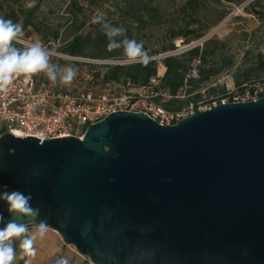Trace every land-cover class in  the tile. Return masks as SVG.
I'll list each match as a JSON object with an SVG mask.
<instances>
[{"label":"water","instance_id":"water-1","mask_svg":"<svg viewBox=\"0 0 264 264\" xmlns=\"http://www.w3.org/2000/svg\"><path fill=\"white\" fill-rule=\"evenodd\" d=\"M5 190L30 193L49 229L92 264V243L113 233L114 246L123 245L120 228L156 244V264H264V97L169 125L116 110L81 138L4 132ZM0 213L12 219L4 201Z\"/></svg>","mask_w":264,"mask_h":264},{"label":"rangeland","instance_id":"rangeland-1","mask_svg":"<svg viewBox=\"0 0 264 264\" xmlns=\"http://www.w3.org/2000/svg\"><path fill=\"white\" fill-rule=\"evenodd\" d=\"M70 1L23 0L26 6L39 2L40 18L47 26V31L58 32L57 38L51 39L49 45L43 43L42 45L56 51L58 55L52 58V62L60 66H66L61 64V60L105 63L104 61L72 58L61 52V48L73 34L83 30H92V18L98 14H103L106 18L116 22L118 26L126 27L133 37L142 42L144 46L149 47L164 40L170 28H175L183 22L197 20L192 25L195 27L214 24L202 38L189 44H182L181 39L176 40L174 43L176 50L173 52H180L190 46L201 44L208 38H214L223 42V45L217 46L215 59H230L234 63L233 67L224 69L219 64L217 65L216 60H212V63L221 69L208 82L207 88H211L209 93L205 90L206 87L202 89L201 102L196 106L189 104L183 107L180 110L182 113L189 111L190 106L192 111L204 110L218 104L217 101L228 92L239 91L240 89L236 87L233 79L235 68L244 62H251L257 52L264 56V0H193L191 8L183 7L188 0H149L155 9V12H152L150 16L141 9V3L144 0H105L102 7L93 10L87 9L83 14L73 11ZM78 3L82 2L78 0ZM71 22L75 24L71 25ZM80 22L84 23V27H78ZM37 40L40 41L38 35L28 34L20 38V42H14V46L23 48ZM162 57L156 56V59ZM76 68L78 73L71 85L57 83L54 87L62 91L86 90L85 81L89 78L88 69L85 66ZM162 68H164L163 65L158 63L157 76L162 75ZM35 76L49 81L44 73ZM151 83L156 84V80H152ZM247 87L260 89L264 88V83L255 81L248 84ZM106 91L134 92L154 96L151 87H133L128 84H112L103 90H98L97 87L93 90L94 93ZM206 100H211V102L205 103ZM4 226L3 223H0V228ZM28 228L30 233H34L36 230L35 225H28ZM18 245L19 241L17 240L13 245L17 250L14 264H25L26 260L30 261V264H56V260L60 257L68 258L70 264H92L88 257L76 252L72 245L64 243L58 233L51 229H48L43 238L37 237L35 240L36 255L34 257L21 258Z\"/></svg>","mask_w":264,"mask_h":264},{"label":"trees","instance_id":"trees-1","mask_svg":"<svg viewBox=\"0 0 264 264\" xmlns=\"http://www.w3.org/2000/svg\"><path fill=\"white\" fill-rule=\"evenodd\" d=\"M80 1L81 4L78 3V0H71L69 3L73 11L82 14L87 9L93 10L102 7L105 2V0ZM192 1L188 0L183 7L191 8ZM141 9L149 16L155 12L149 0L142 1ZM0 17L11 19L13 22H21L24 26V36L32 33L38 35L41 43L45 45H49L51 39L57 38L58 32L47 31V26L41 21L39 2L26 6L23 0H0ZM106 19L111 24L118 26L113 20ZM196 21L183 22L175 28H170L166 38L155 46L149 47L143 44L151 57L146 66L139 63L130 65L122 63L125 59L123 49L108 51V38L104 30L99 24L91 22L92 30H83L73 34L61 48V52L72 58L104 61L105 63L61 60V64H72L78 68L85 66L89 73L85 86L86 90L91 92L95 87L98 90H103L112 84L151 87L154 100L168 111L177 112L189 104L196 106L203 98L201 90L206 87L205 90L209 93L211 88H207L208 82L221 69L216 67L212 60H216L217 65L219 64L224 69H230L234 64L227 58L215 59L217 46L223 45V42L214 38H208L201 44L190 46L180 52H173L176 50L174 45L176 40L181 39L182 44H189L202 38L206 31L214 25L192 26ZM74 24L71 22V25ZM78 27H84V23L80 22ZM124 28L127 38L140 42L132 36L126 27ZM165 53L167 55L156 59V56ZM158 63L164 67L161 76H157ZM233 79L239 89L255 81L264 83V56L257 52L251 62H244L237 66L233 73ZM152 80H156V84H152ZM210 102L211 100L205 101V103ZM2 133L3 130H0V134Z\"/></svg>","mask_w":264,"mask_h":264},{"label":"clouds","instance_id":"clouds-1","mask_svg":"<svg viewBox=\"0 0 264 264\" xmlns=\"http://www.w3.org/2000/svg\"><path fill=\"white\" fill-rule=\"evenodd\" d=\"M92 22L99 24L108 38L107 50L123 49L124 64L147 65L151 57L145 50L142 42L129 39L126 29L107 21L103 14L92 18ZM24 36V26L21 22H13L11 19L0 17V93L7 92L13 81L24 76L31 79L33 75L44 73L53 86L71 85L76 78L78 69L72 65L60 66L53 63L55 50L45 48L40 41H35L23 48L14 46V42H20ZM0 201L7 204V211L12 219L5 223V218L0 213V223L5 224L0 228V264H14L17 250L14 242L19 241V255L21 258L34 257L36 249L34 242L43 238L49 229L46 219L40 218L39 207L31 204L32 195L19 190L0 192ZM36 225L34 233H30L28 224ZM91 231V224L85 225L82 236L87 237ZM141 236L150 229L140 228ZM124 228L117 230L115 235L120 236L123 245L112 243L113 233H103L99 242L92 243V254L96 264H156L159 256V248L154 243L133 241L123 235ZM25 264H30L26 260ZM56 264H70L66 257H60Z\"/></svg>","mask_w":264,"mask_h":264},{"label":"built area","instance_id":"built-area-1","mask_svg":"<svg viewBox=\"0 0 264 264\" xmlns=\"http://www.w3.org/2000/svg\"><path fill=\"white\" fill-rule=\"evenodd\" d=\"M259 97H264V88L243 86L237 92H228L219 103L246 102ZM191 108L184 113L171 112L151 94L62 91L35 75L31 79L20 76L7 92L0 93V130L16 137L34 136L40 141L65 136L81 138L89 124L112 111L143 112L158 123L169 125L196 112Z\"/></svg>","mask_w":264,"mask_h":264},{"label":"crops","instance_id":"crops-1","mask_svg":"<svg viewBox=\"0 0 264 264\" xmlns=\"http://www.w3.org/2000/svg\"><path fill=\"white\" fill-rule=\"evenodd\" d=\"M164 72V68H162V73Z\"/></svg>","mask_w":264,"mask_h":264}]
</instances>
